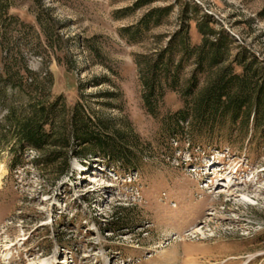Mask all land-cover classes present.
<instances>
[{
    "label": "rangeland",
    "instance_id": "obj_1",
    "mask_svg": "<svg viewBox=\"0 0 264 264\" xmlns=\"http://www.w3.org/2000/svg\"><path fill=\"white\" fill-rule=\"evenodd\" d=\"M140 1L0 0V136L10 132L0 146V264H264V143L235 131V144L220 150L211 139L195 150L170 144L164 121L181 95L164 87L160 112L149 114L137 63L188 22L198 45L196 24L207 16L233 39L229 62L245 53L264 63V0ZM194 68L191 60L180 85ZM60 95L58 108L81 103L100 117L105 139L122 134L135 171L73 159L51 185L35 171L34 151L14 164L8 111Z\"/></svg>",
    "mask_w": 264,
    "mask_h": 264
},
{
    "label": "trees",
    "instance_id": "obj_2",
    "mask_svg": "<svg viewBox=\"0 0 264 264\" xmlns=\"http://www.w3.org/2000/svg\"><path fill=\"white\" fill-rule=\"evenodd\" d=\"M149 1L141 0L137 6ZM171 9L149 12L142 24ZM189 27L188 22L173 35L166 48L137 58V63L143 65L140 75L146 110L157 116L166 94L164 87H168L180 93L183 104L164 121L163 134L170 144L187 142L195 150L211 139L220 150L221 142L235 144V131L241 133L242 140H249L248 145L264 143V63L245 53L237 54L229 62L233 39L223 29H216L210 16L196 24L201 35L198 45L191 44ZM191 60L195 64L192 76L180 85L182 72ZM21 70L26 83L32 80L30 86H35L36 72L26 63ZM4 71L9 78V71ZM203 75L206 82L199 88ZM62 99L61 95L55 99L39 97L31 101L27 112L8 111L7 125L15 130L16 146L20 148L15 152L14 164L24 161L26 151H34L35 171L51 185H57L71 172L73 159L83 164L97 159L108 167L135 171L134 154L126 152L131 149L124 146L119 131L105 133L109 137L105 139L100 132L107 126L100 117L95 118L81 103L71 106L64 101L58 108ZM9 137L10 132L0 136V146L9 143ZM116 221H120L117 215L112 223Z\"/></svg>",
    "mask_w": 264,
    "mask_h": 264
},
{
    "label": "bare ground",
    "instance_id": "obj_3",
    "mask_svg": "<svg viewBox=\"0 0 264 264\" xmlns=\"http://www.w3.org/2000/svg\"><path fill=\"white\" fill-rule=\"evenodd\" d=\"M1 184V183H0ZM43 264H45V261H43Z\"/></svg>",
    "mask_w": 264,
    "mask_h": 264
}]
</instances>
